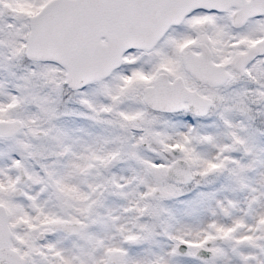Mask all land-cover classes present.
Returning a JSON list of instances; mask_svg holds the SVG:
<instances>
[{"label": "snow or ice", "instance_id": "1", "mask_svg": "<svg viewBox=\"0 0 264 264\" xmlns=\"http://www.w3.org/2000/svg\"><path fill=\"white\" fill-rule=\"evenodd\" d=\"M0 264H264V0H0Z\"/></svg>", "mask_w": 264, "mask_h": 264}]
</instances>
